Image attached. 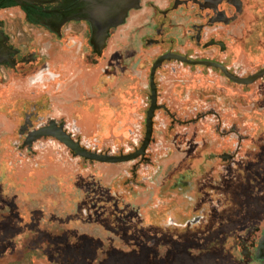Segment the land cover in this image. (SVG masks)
<instances>
[{
	"label": "flooded vegetation",
	"instance_id": "1",
	"mask_svg": "<svg viewBox=\"0 0 264 264\" xmlns=\"http://www.w3.org/2000/svg\"><path fill=\"white\" fill-rule=\"evenodd\" d=\"M6 14L22 19L26 27H23V32H7L3 21ZM238 18L243 22L242 33L233 37H239L240 51L246 55L250 50L247 46L248 32L260 34L261 38L264 35V0H0V80L8 82L16 72L28 75L25 81L28 85L21 83L27 93L36 90L43 77L48 83H55L61 74L57 70L59 56L54 54V48L62 43L65 50L71 52L70 64L89 61L97 68L95 86L103 85L101 93H109L107 112L119 109L118 87L127 78L128 102L132 103L130 114L140 119L136 133L142 136L153 88L155 108L151 118V140L142 159L129 161L136 163L130 172L132 187L144 185L136 182L140 167L146 165L157 167V172L163 171L161 162L165 159L153 158L157 154L152 152L157 148L161 150L165 142L161 137L158 146L155 135L172 134L171 144L178 157L168 160L165 167L171 168L164 169L166 180L174 176L172 194H176V201L171 207L174 209L172 212L176 217L181 212H191V218L184 223L191 228L214 216L224 215L223 221L210 229L217 233H212L209 238H195L187 246L236 248L238 259L235 256L234 260L230 250L226 255L231 264H264V180L259 178L264 173V137L260 138L264 136V127H257L249 133V129L242 125L247 112L237 116L238 112L232 107L236 97L241 103L246 101L249 87L254 86L255 91L252 92L255 96L251 99L260 110L256 114L264 115V74L249 84H237L223 72L243 79L264 70V62L250 72L246 63L235 65L232 62L230 29ZM252 20L254 23L250 28ZM29 34L40 38L30 42ZM184 40L189 41V46L184 44ZM30 44L36 49H32ZM112 45L115 47L111 48ZM166 54L179 55L194 62H210L215 66L169 59L153 69L155 61ZM207 70L210 78L218 80V84L210 89V100L214 98L227 103L228 110L223 116L214 109L195 111L192 118L184 121L180 105L183 92L180 77H201ZM89 82L90 76L86 75L77 91L83 94ZM2 102L7 105L0 111V118L3 116L0 150L1 147L7 149L8 144L12 148L17 147L29 132L48 125L50 121L61 126L81 145L63 122L53 118L44 120L38 100L26 102L28 107L16 102L17 109L10 110L9 114H6L8 103L11 106L14 101L4 97ZM231 117L239 121V125L231 123ZM9 119L21 121L12 128L19 138L15 144L12 142L14 137H8L9 133L5 137L1 131V128H8ZM206 122L211 126L206 129L199 127ZM251 133L253 136L248 138ZM47 138L57 141L51 137L43 139ZM37 140L30 145L23 142V147L29 150ZM139 193H143L142 190ZM158 194L161 193L156 192L155 197ZM173 219H168L167 226ZM224 223L227 227L222 229L221 224ZM174 225L177 230L185 227ZM222 230L226 233H221Z\"/></svg>",
	"mask_w": 264,
	"mask_h": 264
},
{
	"label": "rangeland",
	"instance_id": "2",
	"mask_svg": "<svg viewBox=\"0 0 264 264\" xmlns=\"http://www.w3.org/2000/svg\"><path fill=\"white\" fill-rule=\"evenodd\" d=\"M249 12L252 13L251 10ZM3 21L8 33L23 32L25 23L17 16L6 14ZM242 23L238 18L230 29L232 62L235 65L246 63L248 72L255 71L264 62V35L261 38L260 34L249 31L247 46L250 50L243 55L239 37H233L242 33ZM252 23L254 20L250 22V28L253 27ZM27 37L30 42L40 38L35 34ZM185 43L188 45L189 41L184 40ZM57 45L54 54L59 56V80L48 83L47 78L43 77L36 90L28 93L21 84L28 85L25 82L28 75L16 72L8 82L0 80V111L7 105L2 102L4 97L14 101L11 106L8 103L6 114L16 108V102L25 106L26 102L38 100L44 120L53 118L63 122L87 150L112 155L133 152L143 136L136 133L140 119L130 114L132 103L128 102L127 78L118 87L119 109L109 113V93H101L103 85L95 86L97 68L89 61L70 64L71 52L65 50L64 44ZM30 46L36 49V46ZM86 75L90 76V82L82 94L77 88ZM180 80L183 90L180 105L184 121L192 118L195 111L214 109L223 116L228 110L227 103L214 98L210 100V89L218 84V80L209 77V70L204 72V76L184 75ZM252 90L255 91L254 86L249 87L246 101L241 103L236 97L232 102L237 116L247 112L242 125L249 129V133L257 127H264V115L256 114L260 110L251 99L255 96ZM230 120L231 123H239L232 117ZM15 121L9 119L8 128H1L5 137L13 132L7 136L14 137V144L19 138L12 128L21 123ZM208 126H211L208 122L199 125L205 129ZM251 136L252 133L248 138ZM161 137L165 142L161 146L165 150L164 147L160 150L154 146L157 150L152 153L157 154L153 158L165 159L161 162L163 171L157 172V167L149 168L146 165L140 167L136 182L144 184L141 188L131 185L130 172L136 164L134 162L115 165L91 163L73 156L67 148L49 138L37 140L29 150L23 147L22 140L15 148L10 144L7 149L1 147L0 264H193L194 260V264H231L226 255L230 250L235 260L239 252L236 248L187 246L195 238H209L213 236L212 233H217L210 229L220 224L224 215L220 214L219 218L214 216L194 228L184 225L186 219L191 218V212L179 213V210V216H175L171 208L176 201V194H172L174 176L166 180L164 169L171 168L165 167L166 162L178 156L171 144L173 135H155L157 145ZM259 178L264 180V173ZM141 190L143 193H139ZM156 192L161 194L155 197ZM149 196L150 199H147ZM170 217L174 219L167 226ZM174 224L185 227L177 230ZM225 226V223L221 224L222 229ZM221 233L226 232L222 230Z\"/></svg>",
	"mask_w": 264,
	"mask_h": 264
},
{
	"label": "water",
	"instance_id": "3",
	"mask_svg": "<svg viewBox=\"0 0 264 264\" xmlns=\"http://www.w3.org/2000/svg\"><path fill=\"white\" fill-rule=\"evenodd\" d=\"M169 59H175L177 61L181 62H186L189 64H201L205 66H215V64L210 63V62H194V61H189L179 55H173V54H166L161 57H159L154 65L153 69H155L162 61L164 60H169ZM152 69V70H153ZM225 76L232 80L233 82L237 84H249L252 81L256 80L257 78L261 77L264 74V70H261L253 75L248 76L247 78L243 79H237L232 77L231 75L227 74L223 70ZM151 85L153 87V82L151 81ZM155 91L152 88V97H151V104L149 107V110L147 111V116L145 119V133L143 136V139L141 141L140 146L135 149L133 152L126 153V154H118V155H112L109 153H98V152H93L89 151L83 146L79 144V142L74 141L69 134H67L61 126H57L54 121H50L48 125L42 126L38 129L32 130L29 132L24 140V145H30L31 142L40 139V138H46V137H51L56 139L58 142L63 144L69 152L75 156L82 158L85 161L89 162H96V163H101V164H121V163H126L132 160H135L137 158H143L146 148L151 140V128H152V113L155 108Z\"/></svg>",
	"mask_w": 264,
	"mask_h": 264
}]
</instances>
